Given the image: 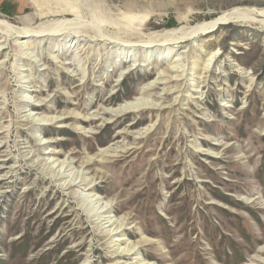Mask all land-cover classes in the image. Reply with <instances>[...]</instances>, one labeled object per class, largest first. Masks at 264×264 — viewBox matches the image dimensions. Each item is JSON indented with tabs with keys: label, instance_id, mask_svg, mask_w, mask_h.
<instances>
[{
	"label": "rangeland",
	"instance_id": "rangeland-1",
	"mask_svg": "<svg viewBox=\"0 0 264 264\" xmlns=\"http://www.w3.org/2000/svg\"><path fill=\"white\" fill-rule=\"evenodd\" d=\"M234 2L0 0V264H264V26L157 37Z\"/></svg>",
	"mask_w": 264,
	"mask_h": 264
},
{
	"label": "bare ground",
	"instance_id": "bare-ground-1",
	"mask_svg": "<svg viewBox=\"0 0 264 264\" xmlns=\"http://www.w3.org/2000/svg\"><path fill=\"white\" fill-rule=\"evenodd\" d=\"M247 2L248 0H235L234 3L237 5H240V4H247ZM252 4L254 5L253 7H235L229 10L222 11L218 13L216 16L210 18L209 20L196 23L192 26H187V27L180 26V27L168 29L166 32L162 34H158L157 37L162 38L163 40H168V41H173V42L185 41V40L190 39L191 37L193 38L198 35H205L206 33L213 31L216 27H218L221 24H224L227 22H236V21L259 23L262 26H264V0H252ZM255 6L262 7V8H256ZM13 27L14 28L16 27V28L14 29ZM28 28H19L17 26H13L7 20L0 18V32L2 33L4 32L5 33H15L16 32L18 33V35L21 36V38H27L31 35H39L42 32L47 31V29L44 30L45 29L44 27H38V28L36 27L35 29L34 28L32 29L31 27H30L31 29H28ZM27 105L30 106V104H27ZM155 105L156 104H153L148 101H144L141 98L139 99L137 98V99H132L130 101H127L126 103L119 104L118 107H116L114 110H104L102 113H108L114 116H119L123 113L135 111L136 109L144 110V109H147L149 106H155ZM47 119L48 121H50L49 123L54 121V118L52 117L47 118ZM37 121H41V120H37ZM42 143L43 142H39L38 145H42ZM52 174H53V177H55L56 179L57 178L59 179L65 176L62 172L61 173L59 171L55 172V169L52 170ZM64 185L67 189H70L71 193H73V196L76 199L82 202H85L86 199L74 188L76 186H79L80 182L69 181V182H66ZM87 189H90V187H88ZM101 211L102 213L106 214L107 212H109V208L105 207L101 209L100 212ZM95 215L99 219L101 218V215H98L96 212H95ZM107 218L108 219L106 222H111L109 225L114 223V221H111L109 217ZM113 230L114 229L104 231V232H106L108 235H111V234L115 235L116 233L121 232V231L117 232L118 230H116L115 232H112ZM122 239L123 238L117 237L116 241H121ZM134 254H135V250H133L132 248L131 249L123 248L122 250L117 249L113 253V255L116 256L118 259V261H116L117 264H135V262L132 263L131 261H129V259L132 258L131 256H133ZM145 264H151V263L146 262Z\"/></svg>",
	"mask_w": 264,
	"mask_h": 264
}]
</instances>
